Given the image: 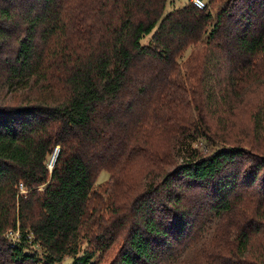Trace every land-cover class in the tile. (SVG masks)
I'll return each instance as SVG.
<instances>
[{
    "label": "trees",
    "instance_id": "obj_1",
    "mask_svg": "<svg viewBox=\"0 0 264 264\" xmlns=\"http://www.w3.org/2000/svg\"><path fill=\"white\" fill-rule=\"evenodd\" d=\"M216 1L198 8L189 0L164 14L168 0H0V264H96L94 250L83 246L100 243L89 235L99 210L95 179L107 170L119 183L139 161L159 164L154 156L165 151L164 137H179L173 98L183 87L178 58L186 50H206L202 110L223 100L233 114V98L239 104L251 84H264V0H228L213 11ZM149 33L150 43H142ZM252 117L255 154L236 145L201 154L216 140L206 133L207 117L203 130L193 125L206 147L185 139L188 159L175 171L214 185L219 212H230L234 190L254 186L264 168V99ZM227 122L223 128L234 127ZM245 154L254 166L242 182L240 170L227 166ZM172 175L155 184L156 194L178 208L181 197L169 191ZM261 188L254 214L264 219V177ZM148 195L134 201L140 226L112 264H158L156 242L171 247L170 227L155 216ZM257 226L239 231L243 264H264V245L250 251L254 235H264ZM67 257L72 260L64 263Z\"/></svg>",
    "mask_w": 264,
    "mask_h": 264
},
{
    "label": "rangeland",
    "instance_id": "obj_2",
    "mask_svg": "<svg viewBox=\"0 0 264 264\" xmlns=\"http://www.w3.org/2000/svg\"><path fill=\"white\" fill-rule=\"evenodd\" d=\"M188 1L168 0L164 14ZM227 1L217 0L209 8L216 11ZM151 37L152 33L145 35L141 40L142 43L149 44ZM205 51L202 46H197L193 54L190 55L191 48H189L183 53V57L178 58V70L180 71L178 78L181 81L183 79V89L181 86L175 89L176 98L173 100L177 101L179 112L178 115L174 114V117H178L177 127L182 131L179 137H164L163 149L165 151L154 156L159 164L150 162L149 165L148 161L147 165H144V162L139 161L130 175H121L122 180L119 183H115L116 180L111 179L110 172L107 170H101L97 175L92 194L99 210L96 212L95 219L97 221L89 235L94 240L98 239L100 243L96 246L90 241L89 243L84 242L83 245L94 250L96 264H112L117 260L121 250L128 244L131 229L136 228L138 224L140 226L139 214L137 215L133 208L134 201L142 195L147 198V194H149L148 198H151L155 216H159V220L170 227V235L173 237H171V241H173L170 243V248H164L159 242H156L155 246L159 253L158 264H224L226 261L243 264L244 259H240L236 249L240 229L246 225L251 228L252 225L258 224L257 227H261V231H264V219L260 215L254 214L260 199L258 191L263 189L261 181L264 177V168L259 173L258 181L254 186L241 189L238 187L234 190L236 192L231 199L233 200V209L230 212H219L215 207L218 197L214 185L184 178L175 171L188 159V153L184 148L185 139L188 137V142L189 136L190 138L197 137L193 125L198 126L196 129L203 130L202 124L206 117L208 119L206 121L211 123L210 130L207 129L206 133L213 135L216 140L215 144H212L213 140H209V144L205 148L206 140L196 138L194 146L205 148V150H200L201 154L208 155L217 148L232 145L244 147L254 154L257 153L249 148V142L252 136L253 113L264 99V84H251L239 104L233 98L232 104L237 105L233 109V114H230L232 110L223 100L216 104L217 108L208 111L202 110L204 93L201 77L202 71H204ZM220 76H223V73L216 74L214 78ZM211 84L215 88L213 80ZM220 88L216 86L215 89L220 90ZM10 102L12 104L21 103L19 99ZM226 120H228L227 124L234 121V127L223 128V122ZM212 123L216 125L212 127ZM214 129L216 134L213 133ZM221 135H226L228 142L223 141L224 137ZM57 151H59V147L55 148V152ZM54 155L50 157L49 163L55 162L56 156ZM251 159V155L247 154L235 156L228 164L227 171L235 173L240 170L241 181L245 182L253 170L254 161ZM168 171L174 174L171 176L172 182L169 185V191L177 193L181 197V205L178 208L169 205L166 198L163 199L156 194L157 186L155 184L159 183ZM163 172L165 173L162 174ZM124 177L132 179L130 181ZM151 184L154 186L149 187ZM149 190L151 194L148 193ZM182 221L186 223V226L178 228L182 227L180 224ZM10 235L17 237V232H12ZM102 242H104L103 245ZM104 245L107 246L104 247ZM249 245H252L250 251L255 253L259 247L264 245V235L261 236L257 233ZM100 247H104V249H99ZM30 251L37 252L40 257H44L43 249L39 246H31ZM71 260V257H67L64 263H69Z\"/></svg>",
    "mask_w": 264,
    "mask_h": 264
},
{
    "label": "built area",
    "instance_id": "obj_3",
    "mask_svg": "<svg viewBox=\"0 0 264 264\" xmlns=\"http://www.w3.org/2000/svg\"><path fill=\"white\" fill-rule=\"evenodd\" d=\"M193 3L198 7V8H205L207 3L206 0H192ZM55 162L51 161L50 163H48V166L50 169H52L53 165ZM20 188L22 192H25V188L23 183H20ZM12 233V232H11Z\"/></svg>",
    "mask_w": 264,
    "mask_h": 264
},
{
    "label": "water",
    "instance_id": "obj_4",
    "mask_svg": "<svg viewBox=\"0 0 264 264\" xmlns=\"http://www.w3.org/2000/svg\"><path fill=\"white\" fill-rule=\"evenodd\" d=\"M55 153H56V156H57V153H58V151H57V152H55ZM55 153H54V154H55ZM54 154H53V155H54Z\"/></svg>",
    "mask_w": 264,
    "mask_h": 264
},
{
    "label": "bare ground",
    "instance_id": "obj_5",
    "mask_svg": "<svg viewBox=\"0 0 264 264\" xmlns=\"http://www.w3.org/2000/svg\"><path fill=\"white\" fill-rule=\"evenodd\" d=\"M54 156H56V154Z\"/></svg>",
    "mask_w": 264,
    "mask_h": 264
}]
</instances>
